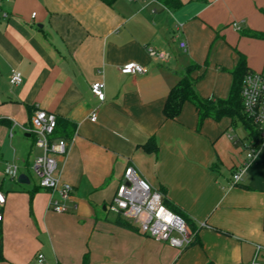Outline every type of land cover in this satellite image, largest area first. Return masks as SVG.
Instances as JSON below:
<instances>
[{
	"label": "crops",
	"instance_id": "obj_1",
	"mask_svg": "<svg viewBox=\"0 0 264 264\" xmlns=\"http://www.w3.org/2000/svg\"><path fill=\"white\" fill-rule=\"evenodd\" d=\"M181 2L169 9L159 0H0V264H34L38 252L45 264H264V144L233 184L248 131L229 117L198 125L191 102L175 119L163 113L193 63L204 98L228 97L239 53L264 75V38L251 35L264 33V0ZM128 62L147 71L122 73ZM13 69L22 73L19 85L9 81ZM97 81L105 84L103 100L91 91ZM39 108L59 121L51 140L68 142L56 158L61 180L73 186L67 212L50 209L56 193L31 185L42 154L30 131ZM63 121L75 127L71 138L62 137ZM150 138L157 145L151 152L143 146ZM11 163L26 182L5 174ZM130 165L190 222V246L179 250L145 235L109 209Z\"/></svg>",
	"mask_w": 264,
	"mask_h": 264
},
{
	"label": "built area",
	"instance_id": "obj_2",
	"mask_svg": "<svg viewBox=\"0 0 264 264\" xmlns=\"http://www.w3.org/2000/svg\"><path fill=\"white\" fill-rule=\"evenodd\" d=\"M180 46L185 47L186 43L181 41ZM147 51L150 56L159 60L169 58V53L164 51L154 48H147ZM120 71L129 74H143L147 68L137 62H128L120 67ZM9 81L13 85L21 84L22 73L13 69ZM104 88L105 84L102 81L94 82L91 85L93 95L100 100L104 99ZM241 97L244 112L259 130L261 142L258 147L250 142L246 144L248 150L246 159L233 172V184L242 179V175L248 169L255 153L264 144V75L262 73L249 70L245 74ZM90 119L96 121V109L91 112ZM56 125L57 116L53 112L39 108L32 114L30 131L36 135V144L42 149V154L34 159L32 168L38 175L39 187L57 194L49 201L50 209L56 212H67V202L71 198L73 186L61 180L56 158L67 152L68 142L64 139L51 140ZM5 174L11 179H17L19 176L18 165L15 163L7 165ZM164 199V194L160 190L152 188L130 165L125 168L108 207L112 212L121 214L126 219L137 223L143 234L183 250L194 242L195 233L190 228L188 221L170 209ZM5 203L6 196L0 189V226L4 220L3 207ZM34 264H45V255L42 252L35 255ZM252 264L261 263L254 259Z\"/></svg>",
	"mask_w": 264,
	"mask_h": 264
},
{
	"label": "trees",
	"instance_id": "obj_3",
	"mask_svg": "<svg viewBox=\"0 0 264 264\" xmlns=\"http://www.w3.org/2000/svg\"><path fill=\"white\" fill-rule=\"evenodd\" d=\"M102 1L112 3L114 0ZM159 1L169 9L178 8L182 5L181 0ZM251 35L254 37L264 38V33L261 32H253ZM198 68H200V65L195 63L186 67L177 83L170 89L163 108V113L166 118L175 119L180 114L183 104L185 102H191L198 111V125H200L205 118H213L217 120L223 117H229L232 119L234 124L240 123L248 131V143L250 142L252 145L258 147L261 142L259 130L246 116L241 97L243 79L245 74L249 71L245 55L242 53L238 54L237 63L231 70L232 84L227 98H204L198 94L195 87L196 79L192 77V72ZM63 124L66 131L65 134H62V137L71 138L75 131V127L67 121H63ZM58 125L59 121L57 119V125L53 136L57 133ZM143 146L150 152L156 150L157 148L156 142L153 138H150ZM118 223L130 226L128 221L121 218L118 219ZM3 258L0 236V260ZM84 262L87 263V256L84 257Z\"/></svg>",
	"mask_w": 264,
	"mask_h": 264
},
{
	"label": "rangeland",
	"instance_id": "obj_4",
	"mask_svg": "<svg viewBox=\"0 0 264 264\" xmlns=\"http://www.w3.org/2000/svg\"><path fill=\"white\" fill-rule=\"evenodd\" d=\"M31 174H32V182H31V185H32L38 181V177L36 176V174L34 172H32ZM13 183H14V185L20 186V184L16 183L15 181ZM0 234H1V232H0Z\"/></svg>",
	"mask_w": 264,
	"mask_h": 264
},
{
	"label": "water",
	"instance_id": "obj_5",
	"mask_svg": "<svg viewBox=\"0 0 264 264\" xmlns=\"http://www.w3.org/2000/svg\"><path fill=\"white\" fill-rule=\"evenodd\" d=\"M27 180V176L25 174H19L18 176V181L23 183V182H26Z\"/></svg>",
	"mask_w": 264,
	"mask_h": 264
}]
</instances>
